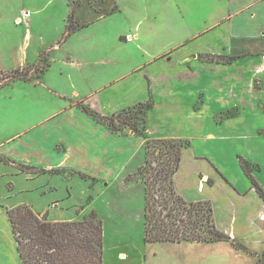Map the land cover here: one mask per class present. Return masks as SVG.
Returning a JSON list of instances; mask_svg holds the SVG:
<instances>
[{
    "label": "crops",
    "instance_id": "1",
    "mask_svg": "<svg viewBox=\"0 0 264 264\" xmlns=\"http://www.w3.org/2000/svg\"><path fill=\"white\" fill-rule=\"evenodd\" d=\"M94 3L0 0V70L44 57L50 62L35 80L0 90V264H23L9 210L27 205L52 222L75 221L65 202L75 197L76 183L66 175L95 181L83 202L105 187L129 191L140 183L127 180L144 165L147 141L159 139L191 142L174 178L178 194L189 202L210 201L217 228L251 248L257 244L260 249H252L262 253L264 199L240 158L264 191V55L228 59L237 41L264 39V0ZM17 86V94H5ZM147 102L152 108L143 136L115 133L108 121L84 111L109 118ZM232 111L237 114L218 120ZM28 167L42 172L24 171ZM55 176L69 183L58 188ZM63 187V196L51 195ZM29 193L46 200V208L35 207ZM250 256L246 262L258 264Z\"/></svg>",
    "mask_w": 264,
    "mask_h": 264
},
{
    "label": "trees",
    "instance_id": "2",
    "mask_svg": "<svg viewBox=\"0 0 264 264\" xmlns=\"http://www.w3.org/2000/svg\"><path fill=\"white\" fill-rule=\"evenodd\" d=\"M235 59L230 57L228 60L231 62ZM151 108L150 102L141 103L117 116L135 118L139 113L143 114L139 117L142 127L131 128L134 134L143 136L147 127L145 114ZM84 111L99 120L105 119L112 131L122 133L110 124L116 115L103 118L90 109L84 108ZM236 114L237 112H230L227 117ZM190 144L189 140L181 139L148 140L146 143V162L134 176H139L140 179L136 181L144 186L145 242H227L236 250L256 256L258 264H264V251L256 254L217 228L210 201L189 202L178 194L174 178L180 169L182 151ZM153 149L165 158H162V161L155 160L160 166L159 169L152 167L153 157L150 155ZM240 163L254 189L264 199V191L252 175L253 167L242 157ZM24 171L42 172L31 167L25 168ZM79 175L90 178L84 174ZM159 181L166 185L160 184ZM8 215L23 264H104V225L96 211L89 213L82 221L70 222H52L48 214L41 216L27 205L9 210Z\"/></svg>",
    "mask_w": 264,
    "mask_h": 264
},
{
    "label": "rangeland",
    "instance_id": "3",
    "mask_svg": "<svg viewBox=\"0 0 264 264\" xmlns=\"http://www.w3.org/2000/svg\"><path fill=\"white\" fill-rule=\"evenodd\" d=\"M90 1L94 3L98 0ZM86 17V15L85 17L83 16V19L86 20ZM56 18L58 21H63L62 14H57ZM235 46L236 48L231 55V57L234 58L241 55H264V39L245 44L237 41ZM229 57H204V60L223 62L224 59H228ZM49 64V59L44 57L40 62L28 65L24 68H18L13 71L0 70V90L20 80H35L48 68ZM261 85L262 81L257 79L255 81V86L260 87ZM18 92L19 88L17 86L16 88H9L5 94H17ZM2 99L4 98H0V101ZM117 114H115V117L111 116L114 117V121L110 124L114 125V127L122 133L127 130L132 131L131 128L134 126L138 128L142 127V121L139 117H142L143 114L139 113L138 117L135 118L126 115L117 116ZM227 114L228 113L221 115L218 120L224 119L227 117ZM150 157H153V168H160L155 160L162 161V158L165 160L162 154L156 149L152 150ZM137 161H139L138 158ZM144 162H146V157ZM66 177L71 178L69 180L71 183H76L73 191L75 197L73 200L65 202V208L68 209L66 213L68 217L75 218V221H82L89 213L97 210L103 221L104 264H248L246 262L247 259L253 258L244 252H237L228 244L217 246L168 243L146 244L144 237V210L146 202L144 197V186L141 183L135 185L129 191L126 190V192L118 190L116 187H105L103 193L97 199L92 194L90 195V200L87 197L86 202H83L81 198L89 192L87 186H93L95 181L83 178L75 173H69ZM136 179L139 180L140 177H131L128 180L130 182H135ZM69 181L64 182L63 176H55L53 185L60 188V186L62 187L68 184ZM159 183L164 186L166 185V183L161 181H159ZM66 190V187H63L60 191H54L51 195L63 196ZM27 197L34 202L35 207L39 208V210H44L46 208V200H41L32 193H29ZM93 200H96L95 205H89V202ZM73 204H75V207H73ZM50 207H47V209H50ZM83 208L86 209V211L82 212L81 210ZM52 209L53 211H57V209L53 207ZM237 242L247 246L254 253L256 252L253 249H260L257 244L252 245V249L243 241ZM121 253L128 255L126 260L121 259L119 256Z\"/></svg>",
    "mask_w": 264,
    "mask_h": 264
},
{
    "label": "bare ground",
    "instance_id": "4",
    "mask_svg": "<svg viewBox=\"0 0 264 264\" xmlns=\"http://www.w3.org/2000/svg\"><path fill=\"white\" fill-rule=\"evenodd\" d=\"M122 259V258H121ZM124 259V258H123Z\"/></svg>",
    "mask_w": 264,
    "mask_h": 264
}]
</instances>
